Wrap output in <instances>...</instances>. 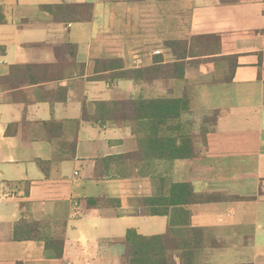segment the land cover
<instances>
[{"label":"crops","instance_id":"1","mask_svg":"<svg viewBox=\"0 0 264 264\" xmlns=\"http://www.w3.org/2000/svg\"><path fill=\"white\" fill-rule=\"evenodd\" d=\"M59 4H91V18L56 21L42 8ZM0 18V264H124L128 229L168 230V217L140 204L160 192L161 178L206 197L190 206L210 242L196 264H264V0H0ZM214 34L223 35L221 53L187 59L184 78L97 77L108 73L96 72L98 59L164 66L177 61L167 40ZM185 91V131L219 111L198 158L140 159L132 154L147 148L146 128L83 119L100 115L101 101ZM51 129L61 135L50 140ZM39 161L51 162L48 172ZM89 197L100 204L88 206ZM21 218L65 222L63 257L44 240H16Z\"/></svg>","mask_w":264,"mask_h":264},{"label":"trees","instance_id":"2","mask_svg":"<svg viewBox=\"0 0 264 264\" xmlns=\"http://www.w3.org/2000/svg\"><path fill=\"white\" fill-rule=\"evenodd\" d=\"M219 1L235 3L240 0ZM42 8L52 12L56 21L76 22L90 19L92 15L91 4L45 5ZM0 22H3L2 18ZM222 37L221 34H214L167 40L165 46L173 52L177 61L164 66L126 69L120 58L98 59L96 72L108 73L97 77L112 78V80L129 79L135 82L156 78H184L187 59L221 53ZM71 47L75 48L72 52V56L75 57L77 47L73 45ZM236 65L237 62L230 68L232 76ZM160 70L164 72L162 75H160ZM97 106L100 115L92 117L85 113L83 119L94 122L109 121L114 124L133 123L138 129L148 130L144 140L147 142V148H142L132 154L140 159H142V154L147 153L154 158L171 161L203 156L207 150V135L219 117V111L214 110L203 118L198 131H185L184 115L190 112L192 107V99L188 91H185L181 98L101 101ZM61 124L62 122L57 121L45 122L49 128ZM60 135L59 132L51 129L49 139L53 140ZM76 147L77 140H74L71 142L73 156ZM127 156L129 154L110 156L104 160H124ZM39 165L43 171L48 172L51 162L39 161ZM139 165L142 166L141 162ZM161 183L160 192L141 198L140 204L146 207L150 215L168 217V230L164 234L143 235L135 229H128L124 242L126 246L124 264H196L197 251L210 244L205 229L193 226L191 222L190 206L204 203L206 197L198 195L191 182H171L167 178H161ZM86 201L88 206L95 207L100 204L101 198L89 197ZM65 231V222L44 224L40 220L21 218L16 222L14 238L18 241L44 240L51 255L54 258H62L66 241ZM212 246L216 247V245Z\"/></svg>","mask_w":264,"mask_h":264},{"label":"built area","instance_id":"3","mask_svg":"<svg viewBox=\"0 0 264 264\" xmlns=\"http://www.w3.org/2000/svg\"><path fill=\"white\" fill-rule=\"evenodd\" d=\"M155 53H156V54H161L162 51H161L160 49H157V50H155Z\"/></svg>","mask_w":264,"mask_h":264}]
</instances>
